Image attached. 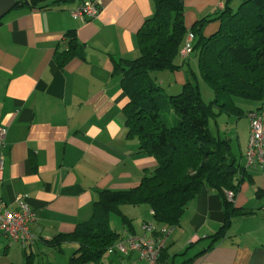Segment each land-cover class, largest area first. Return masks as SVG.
Returning <instances> with one entry per match:
<instances>
[{
	"label": "crops",
	"instance_id": "1",
	"mask_svg": "<svg viewBox=\"0 0 264 264\" xmlns=\"http://www.w3.org/2000/svg\"><path fill=\"white\" fill-rule=\"evenodd\" d=\"M81 1L14 6L2 16L0 200L10 210L18 209L19 198L29 205L34 212L29 230L36 241L23 247L0 231V264H25L27 256L31 264H52L39 257L54 249L63 252L65 243L58 249L46 241L89 219L99 190L133 187L156 166L153 156L138 151V140L126 136L122 109L127 97L113 74L115 60L138 55L136 32L152 15L153 0H97L98 15L83 20L70 14ZM183 2L188 28L201 17L198 10L214 12L222 5L221 0ZM69 29L75 30L82 56L60 66L55 54L65 49ZM216 29L212 22L204 32ZM178 61L180 68L161 72L164 80L180 86L188 69ZM188 61L194 68L196 57ZM238 102L246 109L257 104ZM243 117L220 115L217 121L233 129L239 162L249 175L234 193L233 206L253 212L234 216L225 235L211 243L209 235L224 219L223 200L215 189L203 187L167 234L163 255L168 264H264V196L256 195L258 188L264 190V168L245 165L249 118ZM262 124L264 129V113ZM127 255L130 264H145L136 252Z\"/></svg>",
	"mask_w": 264,
	"mask_h": 264
},
{
	"label": "trees",
	"instance_id": "2",
	"mask_svg": "<svg viewBox=\"0 0 264 264\" xmlns=\"http://www.w3.org/2000/svg\"><path fill=\"white\" fill-rule=\"evenodd\" d=\"M62 1L17 0L15 7L44 8ZM221 1L219 9L188 28L183 0H153L152 15L136 32L138 55L114 61L113 74L120 77L127 97L122 109L126 136L135 137L138 151L153 156L156 166L133 187L99 190L89 219L46 241L58 249L64 243L75 244L72 264L100 262L120 239L121 234L109 224L111 213L117 214L133 235L132 219L121 211L122 204L148 205L155 227L151 236L159 237L179 224L184 209L203 187L213 188L222 196L224 219L209 235L211 243L225 235L234 216L253 212L233 206L234 193L249 175L232 149L233 140L219 130L217 118L264 113V0H239L235 7L232 0ZM212 22L217 23V29L206 34L204 29ZM188 32L194 36L192 50L181 57ZM64 39L65 49L55 54L60 66L82 56L74 29L67 30ZM192 55L196 57L194 68L188 61ZM180 59L188 74L179 93L166 95L153 72L174 71L180 68ZM200 80L213 93L209 101L202 97ZM241 99L257 104L246 109L239 104ZM210 120L216 125L215 132ZM229 190L231 199L226 196ZM256 195L264 196V190L258 188ZM163 251L164 247L161 261ZM25 264H31L28 256Z\"/></svg>",
	"mask_w": 264,
	"mask_h": 264
},
{
	"label": "built area",
	"instance_id": "3",
	"mask_svg": "<svg viewBox=\"0 0 264 264\" xmlns=\"http://www.w3.org/2000/svg\"><path fill=\"white\" fill-rule=\"evenodd\" d=\"M100 3L97 0H82L71 11L70 14L79 19H91L98 15ZM193 34L188 32L185 42L180 49L181 57H187L192 50ZM249 134L247 146L244 151L245 165L253 167L258 165L264 168V129L262 124V114L250 112ZM5 134L4 127L0 126V145L3 143ZM226 196L231 199L232 191H226ZM18 209H7L0 200V231L13 241H18L23 247H27L36 241V237L29 230V223L32 221L34 212L29 205L21 198L18 199ZM144 235H129L127 239L114 243L108 251L114 248L122 253L128 250L137 253L138 258L145 264H168L161 261L160 251L164 247L165 239L170 229H165L159 237H152L151 232L155 229L152 222H144ZM126 243V244H125Z\"/></svg>",
	"mask_w": 264,
	"mask_h": 264
},
{
	"label": "rangeland",
	"instance_id": "4",
	"mask_svg": "<svg viewBox=\"0 0 264 264\" xmlns=\"http://www.w3.org/2000/svg\"><path fill=\"white\" fill-rule=\"evenodd\" d=\"M238 2H239V0H232L231 5L233 7H235ZM185 7H186V5H184V11H185ZM217 9H219V7ZM196 10H198V9H196ZM209 10H210L209 7H207V8L205 7L201 10H198V12L202 17V15L207 13ZM210 11L213 12L212 9ZM183 66L187 67L186 64H184ZM163 71H165V70H163ZM163 73H165V72H161V71L153 72L154 79L156 80V83L159 84V86L163 89V92L166 95H174V94L179 93L181 91L182 85L177 86L173 81L171 83L168 80H164L162 78V76L164 75ZM199 86H200V90H201L203 98L206 101L211 100L213 98V93H212L211 89L209 88V86H207L203 81L199 82ZM208 93H210V95H208ZM225 116L226 115L223 114V117H225ZM218 121H219V124H218L219 130L221 132H224L225 135L228 136L229 138H231V140H232L231 136L233 134L230 133L229 131H231L233 129H230L229 125L227 123L226 124L223 123L224 121L223 122H222V120H218ZM245 122H246L245 117L241 118L237 122L238 123L237 129H238L239 133H241L242 128L245 127ZM209 125H210V129L213 132H215L216 125H215L213 120H210ZM232 149L234 150L235 155H237V157L239 158L240 157V150H239L238 141H232ZM120 209L125 215H127L129 218L132 219V224H133V229H134L133 235L142 236L143 233H145V230L143 228V223L144 222H151V214H149L148 205L141 204V205L133 206V205L122 204V205H120ZM109 224L112 228H114L115 230H117L121 234V237L117 242H120L121 240H125V239H127V237L129 235H131L129 232H127L125 230V228L122 224L121 218L117 214H115V213L110 214ZM74 245L75 244H73V243H65L63 246L64 247L63 252H60V251H57L56 249H54V250H52V253H50V255L40 256L39 260H40V262L44 263L46 261V259L48 258L49 262H51L52 264H68L71 253L73 251ZM131 262H132V259L128 257L127 253H125V252L122 253L119 250H117L116 248H114V251H112V252H109L107 250L104 253L100 262H98V263H87V264H130Z\"/></svg>",
	"mask_w": 264,
	"mask_h": 264
},
{
	"label": "water",
	"instance_id": "5",
	"mask_svg": "<svg viewBox=\"0 0 264 264\" xmlns=\"http://www.w3.org/2000/svg\"><path fill=\"white\" fill-rule=\"evenodd\" d=\"M16 2L17 0H0V17L10 11L16 5Z\"/></svg>",
	"mask_w": 264,
	"mask_h": 264
}]
</instances>
